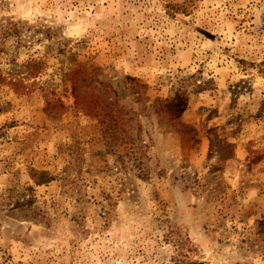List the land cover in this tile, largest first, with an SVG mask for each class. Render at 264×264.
<instances>
[{"label":"rangeland","instance_id":"374dc122","mask_svg":"<svg viewBox=\"0 0 264 264\" xmlns=\"http://www.w3.org/2000/svg\"><path fill=\"white\" fill-rule=\"evenodd\" d=\"M0 264H264V0H0Z\"/></svg>","mask_w":264,"mask_h":264},{"label":"trees","instance_id":"16d2710c","mask_svg":"<svg viewBox=\"0 0 264 264\" xmlns=\"http://www.w3.org/2000/svg\"><path fill=\"white\" fill-rule=\"evenodd\" d=\"M164 110L166 115L173 121L179 123L184 112L188 108V99L183 94H176L171 100L166 101Z\"/></svg>","mask_w":264,"mask_h":264}]
</instances>
